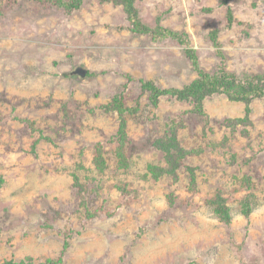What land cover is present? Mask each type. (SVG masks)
<instances>
[{
  "label": "rangeland",
  "instance_id": "374dc122",
  "mask_svg": "<svg viewBox=\"0 0 264 264\" xmlns=\"http://www.w3.org/2000/svg\"><path fill=\"white\" fill-rule=\"evenodd\" d=\"M136 5L144 24L187 33L206 71L221 51L239 76L264 73V0ZM197 76L185 47L134 34L120 6L86 0L68 13L0 0V264H264V99L250 105L249 124L231 128L221 121L244 119L245 104L216 95L198 115L168 96L153 106L141 88H183ZM121 95L127 168L108 144L119 116L105 110ZM179 117L187 159L177 177L158 175L165 159L153 143ZM217 192L229 225L206 205ZM251 192L257 203L244 216L239 201Z\"/></svg>",
  "mask_w": 264,
  "mask_h": 264
},
{
  "label": "trees",
  "instance_id": "16d2710c",
  "mask_svg": "<svg viewBox=\"0 0 264 264\" xmlns=\"http://www.w3.org/2000/svg\"><path fill=\"white\" fill-rule=\"evenodd\" d=\"M37 3L52 5L65 10L68 13L79 10L86 0H32ZM104 2L120 6L129 22L130 30L136 35L149 36L155 42L172 41L178 45L185 47V53L193 65V70L198 76L191 83L183 88H161L152 82L141 81V88L149 93V98L153 106H157L162 97H171L180 102L189 103L193 106L195 114L204 115L205 101L216 95H223L230 101L240 102L246 105L247 114L244 119H225L221 124L227 127L235 128L239 125L249 124L250 105L258 99H264V73L261 74H244L239 76L235 72L228 70L223 60V53L219 51L221 56V64L217 69L210 72L203 69L200 65L197 51L190 46L189 36L185 32H177L161 25L150 27L142 22L137 8V0H104ZM231 19V16L229 17ZM211 40L214 45L219 46L217 41L218 31L211 33ZM107 112H116L119 116V129L112 136L108 144H115L114 153L118 158L117 165L120 168L129 166L128 147L132 141L128 137L126 112L128 108L125 105L124 97L115 96L113 101L105 106ZM184 127L181 118H173L169 124V129L163 137L156 139L153 143L155 148L164 154L165 167H152L158 175H172L177 177L179 170L184 166L187 159L188 151L182 146L179 139L180 130ZM106 154L105 144L103 142L96 144L95 165L100 173H104L107 169V160L104 158ZM157 174V173H156ZM251 186V179H246ZM80 189L83 190L82 185ZM257 195L253 192L244 195L239 201V211L244 216H250L254 206L257 203ZM206 205L212 213L224 224L232 222V208L229 206L227 199L221 192H217L206 201ZM4 264H33L26 262L9 261ZM42 264H56L54 260H49Z\"/></svg>",
  "mask_w": 264,
  "mask_h": 264
},
{
  "label": "water",
  "instance_id": "95a60500",
  "mask_svg": "<svg viewBox=\"0 0 264 264\" xmlns=\"http://www.w3.org/2000/svg\"><path fill=\"white\" fill-rule=\"evenodd\" d=\"M73 74H78L81 77H84L86 74V71H83L82 69H77Z\"/></svg>",
  "mask_w": 264,
  "mask_h": 264
}]
</instances>
